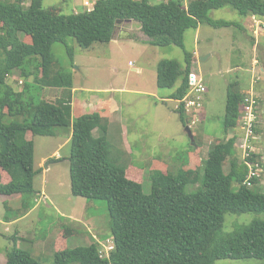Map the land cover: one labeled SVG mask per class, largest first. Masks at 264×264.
<instances>
[{
    "label": "trees",
    "instance_id": "16d2710c",
    "mask_svg": "<svg viewBox=\"0 0 264 264\" xmlns=\"http://www.w3.org/2000/svg\"><path fill=\"white\" fill-rule=\"evenodd\" d=\"M44 0H0V195H21L25 211L36 204L34 179L36 136L54 137L57 128H70V179L72 194L107 203L115 250L109 259L100 258V244L65 248L55 254L54 264H216L219 260H264V221H253L225 233L228 214L264 213V191L245 185L248 169L238 159L225 173L226 161L236 156V138L215 144L200 169L190 161L177 173L155 169L149 174L151 194L141 183L127 177V166L110 158L107 116L99 112L73 118V75L60 67L53 54L57 43L74 38L84 49L95 43H110L119 32V21L141 25L147 42L156 47L177 46L185 51V66L162 60L157 66L160 89H175L170 99L183 100L189 92V74L194 55L185 49V33L202 24L217 22L213 10L232 8L241 16L264 19V0H181L152 4V0H98L91 12L65 15L44 9ZM125 33V32H123ZM120 34L136 40L138 35ZM27 37L21 39V36ZM141 37V36H139ZM72 63L74 54L69 50ZM19 71L25 79L22 91L9 83ZM37 90L60 89L53 103L32 97ZM24 82V81H23ZM179 83V85H178ZM231 84L228 88L224 131L239 126L241 106L247 95ZM188 123L183 106L177 109ZM14 121L6 123V119ZM103 135L95 137V130ZM257 131V130H256ZM194 148L199 144L195 141ZM200 148H198L199 153ZM193 156V155H192ZM258 153L251 160H261ZM60 161V160H58ZM198 184H200L198 186ZM234 184L237 189L234 190ZM197 186L193 192L188 188ZM58 248L72 233L64 228ZM6 264H42L29 252L14 248Z\"/></svg>",
    "mask_w": 264,
    "mask_h": 264
},
{
    "label": "rangeland",
    "instance_id": "374dc122",
    "mask_svg": "<svg viewBox=\"0 0 264 264\" xmlns=\"http://www.w3.org/2000/svg\"><path fill=\"white\" fill-rule=\"evenodd\" d=\"M83 2L84 0H44L43 5L44 9H57L61 14L70 15L74 10H85L81 6ZM162 2L166 0L151 1L152 4ZM30 3L31 0H28L25 5L28 7ZM209 16L214 21L231 23L232 26H211L205 23L199 26V31V28L190 29L185 33V49L194 57H196L195 53L199 55L194 72L203 76L208 88L203 102L204 110L198 113L201 121L193 125V117L187 115V120L191 121L188 126L199 144V153L186 131L187 123L181 120L177 111V101L170 99L175 89H160L157 85V66L160 61L176 60L185 66L183 49L174 45L169 47L150 45L139 23H137L139 25H127L132 30V34L138 35L139 39L136 40L95 43L91 48L84 49L74 38H69L67 45L57 43L53 46V54L58 64L72 73L74 87L78 89L74 95V116L91 113L87 104L92 102L97 104L99 110H103L108 122L106 137L110 144L111 160L120 166H127L129 163L127 177L141 183L146 195L151 194L152 191L149 178L152 170L159 169L165 174H175L187 164V161H190V156L192 166L200 169L207 160L210 149L215 144L228 139L229 136L225 133L223 125L228 88L231 84L238 83L239 86L236 88L241 91L247 89L240 85L241 79L239 80L238 76L242 73L236 70V67L238 64H243L252 69L255 60H262L260 51L254 50L253 42L247 37H251L250 31L244 32L240 27L248 19L247 17L241 16L230 7L213 10ZM25 37L27 36L22 35L21 39ZM237 43L246 46L241 47L243 51L239 53L235 51ZM69 50L74 54V63ZM13 78L17 79V82L25 83L19 71L14 73ZM260 78L258 87L261 97L257 98L260 101L258 112L264 135V74H261ZM29 84L34 87L31 96L37 100L54 101L60 91L54 88L37 90L38 86L32 79L29 80ZM24 85L18 91H22ZM14 121L22 123L24 120L9 118L5 120L6 123ZM70 130V128H57L54 137L34 138L37 172L42 158L53 155L54 151L59 150L63 158L59 163H53L57 158H50L47 164L41 167L43 171L38 172L34 179L35 189L41 191L42 186H45L47 196H42L40 192V207L36 208L34 215L27 221L14 225L13 229L17 230L20 236L35 238L36 234L43 237L50 233L51 227H56L63 216L61 214L64 213L63 217L69 218L62 219L63 225L72 230L68 237V249L89 247L99 243L102 250V243H106L107 239H113L108 206L104 201L87 200L72 194L69 162L71 144L66 143ZM231 133L238 134L237 137H233L236 138V156L231 159L228 157L224 166L227 174L231 171L233 159L242 162V152L237 146L243 134L240 125ZM93 135L100 137L103 132L97 129ZM252 146L254 152L264 155V138L259 144L257 140L254 141ZM47 165L50 166V170L45 172ZM196 188L197 186H191L188 192H193ZM257 188L264 191V177ZM236 189L237 185L234 184V190ZM14 211L3 209L0 202V215L5 216L7 213L8 216L15 218L17 215ZM78 216L84 217L85 222L76 224L70 220ZM253 221H264V213L228 214L224 232L232 233L237 227L249 225ZM27 222L31 225L28 226ZM5 229L6 227L0 224V233L10 237L11 232L5 233ZM16 241L18 244L15 246L12 244V247L5 243L4 237L0 234V251L9 255L15 247L20 249L21 240ZM23 249L30 253L28 246L21 248ZM51 250H48V256L37 257V260L42 264H54L55 255L53 252L50 254ZM216 264H264V260L226 259L219 260Z\"/></svg>",
    "mask_w": 264,
    "mask_h": 264
},
{
    "label": "crops",
    "instance_id": "0c3cea01",
    "mask_svg": "<svg viewBox=\"0 0 264 264\" xmlns=\"http://www.w3.org/2000/svg\"><path fill=\"white\" fill-rule=\"evenodd\" d=\"M73 12L77 13V12H81V11L74 10ZM254 17L255 16L247 17L248 19L244 22L243 25H240V27H241V29L244 32L245 31H250L251 37H249L247 35L246 36L253 42L254 50L258 49L260 51L262 60H255L254 67L252 69H249V68L245 67L243 64H238L237 67H236L237 68L236 70H238V71H240L242 73V75L238 76L239 80L241 79V82H239L240 85L241 86H245L247 88L246 91H242V92L245 93L247 96H248V94L253 92V93H255V95L257 97H261V94L259 92L258 82L261 79L260 75L264 74V32L261 33L259 36H256L254 34V30H255V23H254V19L255 18ZM134 24H137V23L134 22V21H124L122 24H120L119 25L118 35H117V37H115V39L113 41H117V40L131 41V40L124 39V37L123 36L121 37L120 34H122L123 32L131 33L132 30H130L127 27V25H134ZM137 25H139V24H137ZM199 30H200V28L198 29V31ZM125 33H123V34H125ZM143 39H145V38H143ZM147 40H148V38H147ZM241 47L245 48L246 46L243 43H239V44L237 43L235 45V51L237 53L243 51V50H241ZM195 55H196V57L193 58V67H192L193 70L195 69V65H196V62H197L198 57H199L198 53H195ZM202 59L206 60L204 58H202ZM259 72H260V74H259ZM77 92H78V89L74 88L73 89V118L74 119L83 116V115L77 116V117L74 116V95ZM61 93H62V91L60 90L58 92V94H57V98L54 101H56L60 97ZM54 101H48V102L53 103ZM87 106H88L89 110L91 109V113H88V114L99 112L102 115L106 116L103 113V110H99V108L97 107L96 103H93V102L91 104L88 103ZM259 107H260V101H259ZM258 117H259V122H258L259 124H258V128H257V131H256L257 144L262 142L263 138H264V135H263L262 130H261L262 124L260 122V113H259ZM67 135L68 136H67V139H66L67 140L66 143L70 142L72 132H70ZM237 135L238 134H232L231 131H230L228 133V136H229L228 139L233 138V137H237ZM260 156H262L264 158L263 154H260ZM53 157L57 158L56 159L57 161H55L53 163L62 162V158L63 157L59 153V150H56V151H54L53 155H51L49 157H43L42 158V163H41V165L39 167L40 169L38 168V172L43 171V169L41 167H43L44 164H47V160L48 159L53 158ZM58 160H60V161H58ZM49 170H50V166L47 165L45 172H47ZM45 188H46L45 186H42V190L41 191L36 190L37 193H38V195H37L38 197L36 198V204L29 211H25V205H24L25 202H24L23 197L21 195H12V196L0 195V202L2 203L3 209L9 210L10 212H13L14 209H16L14 212H16V215H17L15 218H12V217L8 216L7 213H6L5 216L3 214L0 215V216H3V217H0V224L1 225L3 224V226L6 227L5 233L11 232L10 237H8L4 233H0L1 236L4 237L5 243L9 244V245L13 244L15 246V245L18 244V242L16 240H18V239L21 240V246L22 247H24V246L27 247L28 246L30 253L36 259L44 258L45 255L48 256V254H49L48 250H50V249H52L50 254L53 252L54 255H55L56 252L61 251V250L65 249V248H68L67 247L68 238L66 239L65 244H63L62 246H59V248H58L59 238L63 234V231L65 230L64 228H66L63 225V220H64V218H69V217H63V216H65L64 213L61 214V216L62 215L63 216H62V218H60L61 220H59V222L56 225V227H54V228L51 227L50 233L47 234V235H44L43 237H39L36 234H35V238L29 237V236H25V235L20 236L19 232L17 230L13 229L14 225H18L22 221H27L31 216L34 215V212H35L36 208L40 207V205H41V203H40L41 198H40V194L39 193L41 192L42 196H45V197L47 196L46 192H45ZM44 201H46V200H44ZM78 217L77 218L72 217L74 219L70 218V220H73V222L76 223V224H81V222H85L84 217H82V216L81 217L78 216ZM26 224L28 226L31 225V223H29V222H27ZM12 229H13V233H12ZM7 240H10V241L8 242ZM14 243H16V244H14ZM13 245H12V247H13ZM49 258H51V256H49ZM7 259H8V255H6V253L4 251L3 252L0 251V264H6L7 263Z\"/></svg>",
    "mask_w": 264,
    "mask_h": 264
},
{
    "label": "built area",
    "instance_id": "2783aa9c",
    "mask_svg": "<svg viewBox=\"0 0 264 264\" xmlns=\"http://www.w3.org/2000/svg\"><path fill=\"white\" fill-rule=\"evenodd\" d=\"M98 0H84L83 8L84 11L91 12L93 11L96 2ZM168 1V0H166ZM187 9L189 6L190 0H181ZM79 13V12H77ZM255 30L254 34L259 36L264 32V19L259 17H254ZM8 83L15 89L19 90L23 81L17 82V79L11 77ZM208 93L207 85L205 84L203 76L197 74L192 70L189 74V92L186 97L177 101V109H180L182 106L186 112V115L193 117V125H196L201 121L200 112L204 110V98ZM258 109H259V100L255 93L251 92L246 97L243 105L241 106L242 115L240 117V127L243 131V134L240 137V140L237 143L239 150L242 152V162L246 165L248 169V174L246 177L245 185L249 188H252L255 180H262L264 177V159L261 160H251L253 154L256 152L253 151V142L256 141L257 135L256 130L258 128ZM190 120L188 124L190 125ZM103 249H100V258L109 259L111 253L115 250V244L113 239H107L106 243H102Z\"/></svg>",
    "mask_w": 264,
    "mask_h": 264
},
{
    "label": "water",
    "instance_id": "95a60500",
    "mask_svg": "<svg viewBox=\"0 0 264 264\" xmlns=\"http://www.w3.org/2000/svg\"><path fill=\"white\" fill-rule=\"evenodd\" d=\"M119 24H122L123 23V21H119L118 22ZM189 124L187 123V126H186V131L188 132V134H189V136H190V138H191V140H192V142H193V144L195 143V138H194V136H193V134H192V131H191V129H190V126H188Z\"/></svg>",
    "mask_w": 264,
    "mask_h": 264
}]
</instances>
